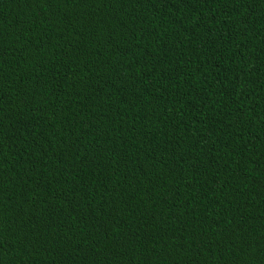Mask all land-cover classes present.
Here are the masks:
<instances>
[{"label": "trees", "instance_id": "16d2710c", "mask_svg": "<svg viewBox=\"0 0 264 264\" xmlns=\"http://www.w3.org/2000/svg\"><path fill=\"white\" fill-rule=\"evenodd\" d=\"M0 264H264V0H0Z\"/></svg>", "mask_w": 264, "mask_h": 264}]
</instances>
